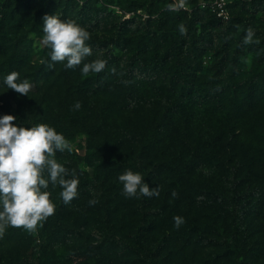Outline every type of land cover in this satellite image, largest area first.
<instances>
[{
    "label": "rangeland",
    "instance_id": "1",
    "mask_svg": "<svg viewBox=\"0 0 264 264\" xmlns=\"http://www.w3.org/2000/svg\"><path fill=\"white\" fill-rule=\"evenodd\" d=\"M213 1L186 0L169 11L179 0H0V117L62 134L72 150L54 158L79 180L78 196L63 202L61 227L48 217L35 233L6 229L0 264H264V0H224L227 17L220 23L201 7ZM45 15L90 33L92 55L84 63L109 60L103 77L82 75L83 64L49 67ZM249 27L259 43H243ZM100 41L105 48L94 44ZM45 67L49 84L37 88L32 77L44 79ZM13 71L17 82L32 85L28 96L4 84ZM186 83L189 100L179 98ZM232 92L251 95L252 105L242 108L237 124L226 119L221 126L225 112L237 114L232 103L219 104ZM169 115L163 134H153ZM221 127L241 135L220 140ZM126 170L159 187L141 211L140 198L123 195L118 178ZM49 184L61 198L62 189ZM175 216L185 221L179 229ZM233 217L240 257L230 239ZM141 228L139 253L133 238ZM105 233L114 239H102Z\"/></svg>",
    "mask_w": 264,
    "mask_h": 264
},
{
    "label": "clouds",
    "instance_id": "2",
    "mask_svg": "<svg viewBox=\"0 0 264 264\" xmlns=\"http://www.w3.org/2000/svg\"><path fill=\"white\" fill-rule=\"evenodd\" d=\"M185 4L186 0H179L178 5L170 4L167 8L175 11ZM42 28V42L51 49L50 59L53 63L49 64L50 68L57 62H66L68 69L83 64L81 73L84 76L98 74L106 68L107 61L103 59L84 63L86 57L92 55L87 43L91 36L75 21L45 15ZM178 30L181 35L187 33L182 23L178 25ZM254 36V30L249 27L243 43H259L258 40L254 41ZM111 71L115 74L116 70L113 68ZM18 79L19 73L13 71L6 76L4 84L18 95L28 96L32 85L28 80L17 82ZM80 107L81 104L76 102L74 108L79 110ZM16 119L13 115L0 117V237L8 227L35 233L38 225L42 226V222L54 215L55 204L50 200L51 193L46 190L49 183L62 189L60 197L65 204L78 196L79 180L75 172H69L54 158L57 151L71 152L69 141L47 124L18 127L15 125ZM118 179L126 198H151L160 194L159 187L150 188L139 172L126 170ZM172 196L175 198L177 193L173 191ZM96 203L95 199L89 201L90 205ZM173 220L177 229L185 223L180 216L173 217Z\"/></svg>",
    "mask_w": 264,
    "mask_h": 264
},
{
    "label": "trees",
    "instance_id": "3",
    "mask_svg": "<svg viewBox=\"0 0 264 264\" xmlns=\"http://www.w3.org/2000/svg\"><path fill=\"white\" fill-rule=\"evenodd\" d=\"M133 6L134 5H133V2H132L131 5H129V10H131ZM146 11H147V13L149 15L151 14V12H150V3L148 4ZM207 11L208 10H204V12H207ZM212 16H213V18L218 23H220L221 19L217 18L213 13H212ZM5 20H6V18L3 17L2 22H4ZM3 26H4L3 28H6L5 25H3ZM113 40L115 41V44H117L120 41L119 35H117L116 38L113 39ZM223 40H224L225 47H228L229 46L228 45L229 44V42H228L229 39L227 37V31L226 30L223 31ZM94 44L96 46H98V48H105V46H106V43H103L102 41L96 42ZM106 61H107L106 68L102 72L98 73V76H100V77H103L106 74V71L109 69V64H110L109 62L110 61L107 60V59H106ZM9 67H10V65H9ZM43 70L47 71L49 69L47 67H45ZM47 72H48V74H46V77L44 79L40 78L41 76H39V75H34L32 77V80L35 82V85H37V88H42V87H45V86H47L49 84V82H46V80H49L50 72L49 71H47ZM40 79L43 80V83H42L41 86L38 85V82H39ZM52 83L54 85L59 86L57 84V82H52ZM186 86H187V83L180 89V92H179V98L180 99L189 100V97L193 93ZM1 88H4V87H1ZM8 90H10V89H8ZM213 95H214V99L217 100L218 99L217 93L216 92H213ZM227 95H228V93L225 96H227ZM229 95L227 97V100L226 99H221L219 101V104L221 105V108H223V107H226L227 106L226 105L227 102L232 103V105L234 106L233 111L236 110L235 113H237V114L230 113V112H225L224 113L225 117L222 118L221 126L224 125V122H225L226 119H228V120L229 119H232L234 121L237 120V117H241L242 116V115H239V114H241V113L244 112V110H242V108L244 106L249 107V106L252 105L251 95H248V96H245V97H239L234 92H232ZM240 98L241 99H245V100H239ZM223 100H224V103H225L226 106L223 105ZM170 115H171V113H170ZM170 115L167 118L166 117H163L162 118V120L160 121L159 126H157V128L153 131V134H156V135L163 134V129H165L164 126L169 121ZM235 122L237 124V121H235ZM230 134H231V129L227 130L226 127H221V130H220V140H227L226 142H232L235 138H238L241 135L239 132H238V135H236L235 133H232L231 135ZM157 140L158 139H156V138L155 139L154 138H150V139L147 140V143H150V142L152 143L153 141L155 142ZM45 178H47V177H45ZM46 190L51 193L50 184H49L48 189H46ZM50 200H52V202L55 204V213H54V215L50 216L49 218L51 219V221H52L53 224H55L57 227H61L62 225L60 223V217H59V215H60V212H61V210L63 208V201H62L61 198H59V197H57V196H55L53 194H51ZM145 205H146V199H145V197H140V199H139V205H138L139 210L141 211L144 208ZM231 226H232V232H231L230 239H231V242H232L231 244H232L233 252L237 255V257H240V251H239V228H238V222L236 221V218L235 217H233L232 220H231ZM142 230H143L142 228L139 229L138 230V233L133 238L134 243L136 244L135 251L136 252H139V253L142 250V234H141V231ZM101 237L104 240H110V239H114L115 236L112 233H105V234H102ZM127 247H128V245H127ZM129 249H131L133 251L132 247H130V246H129ZM240 264H244V263H242V261H240Z\"/></svg>",
    "mask_w": 264,
    "mask_h": 264
},
{
    "label": "built area",
    "instance_id": "4",
    "mask_svg": "<svg viewBox=\"0 0 264 264\" xmlns=\"http://www.w3.org/2000/svg\"><path fill=\"white\" fill-rule=\"evenodd\" d=\"M202 8H208L217 18L224 20L227 17L226 3L224 0H214L212 3L202 5Z\"/></svg>",
    "mask_w": 264,
    "mask_h": 264
}]
</instances>
